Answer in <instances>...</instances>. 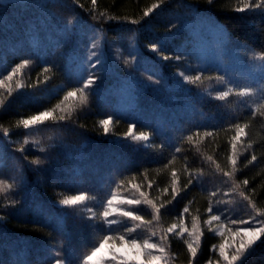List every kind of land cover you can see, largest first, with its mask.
<instances>
[{"label": "trees", "instance_id": "1", "mask_svg": "<svg viewBox=\"0 0 264 264\" xmlns=\"http://www.w3.org/2000/svg\"><path fill=\"white\" fill-rule=\"evenodd\" d=\"M159 3L160 0H96L95 5L92 0L0 1V80H4L0 85V99H4L0 105V180L13 184L12 189L0 192L2 264H52L54 254L67 257L71 264H82L108 234L147 235L139 221L118 216V222L109 226L98 217L89 221L78 207L72 212L69 206L57 205L80 193L90 199L89 206L98 209L111 193L129 188L160 208L158 215L154 209L134 208L144 222L155 221L168 229L181 222L190 227L198 221L201 239L196 257L176 233L167 232L171 264L202 263L213 256V247L219 240L207 219L212 213L209 209H215L214 196L225 178L224 188L232 187L239 196L238 204L231 208L233 219H245L252 213L264 220V115H252L261 102L235 94L223 101L217 99L219 82L209 79L221 76L214 64L204 69L191 67L181 58L174 67L158 63L157 70L151 71L133 67L123 57L129 56L128 42L133 36L143 54L154 59L161 54L152 52L151 44L162 45L163 53L172 56L190 55L181 24L196 14L219 23L232 45L239 42V51L264 54V9L236 12L242 0H164L145 16L153 4ZM77 19L79 24L75 23ZM97 32L118 54L117 63L121 59L128 61L125 68L129 75L147 81L142 90L136 91L130 114L116 111L104 95L109 77L115 73H107L105 68L90 72L99 78L85 90L86 103L80 102L79 92L75 98L64 99L68 91L82 88L88 78L69 67L70 53L78 52ZM23 60L29 64L11 81L6 80ZM190 70L201 74V84L169 86L178 71ZM149 76L158 83L150 81ZM17 83L22 87L17 89ZM208 84L212 88L197 96L196 88L203 90ZM7 88L13 90L11 96ZM43 111H51V116L40 124L29 129L17 124ZM61 115L66 118L59 120ZM109 116L112 122L105 133L99 121ZM237 123L245 128L241 138L244 146L233 167L232 137ZM129 124H135L134 133L151 134L149 146L125 136ZM207 132L212 135H205ZM252 155L257 159L249 163ZM35 159L41 163L31 164ZM217 205L228 209L227 204ZM243 264H264V237L252 247Z\"/></svg>", "mask_w": 264, "mask_h": 264}, {"label": "rangeland", "instance_id": "2", "mask_svg": "<svg viewBox=\"0 0 264 264\" xmlns=\"http://www.w3.org/2000/svg\"><path fill=\"white\" fill-rule=\"evenodd\" d=\"M0 1L6 2L7 0ZM181 29L184 30V35L187 37L186 45L191 51L190 55H186L184 53L181 58H184L186 61L190 62L192 64L191 67L199 66L204 69L207 66L213 64L216 65V70L220 73V77H223L226 81L232 82L230 85L231 87H250L256 92V95L249 97L253 98V102L255 103L261 102L259 100V90L264 87V66H262L264 65V61H261L257 58L260 55L255 53H243L239 51L236 46L232 45V43L229 41L222 26L207 16L196 14L195 18L187 21L183 25L181 24ZM221 29H223V33ZM93 43L96 44V48L94 50L92 49ZM128 43L129 56L126 54V56L123 57H126L133 67L156 71V65L158 63L165 64L167 66L169 65V67L171 65L174 67L175 65V60L163 61L160 58L161 55H158L157 59H154L147 54H143L141 47L138 46L139 41L136 36H133ZM93 51H95V55L99 57L101 62L97 66L95 72L100 68H105L107 73L109 71H111L112 74L115 72L113 78L109 77L110 81L108 82H110V85L103 90L104 95L110 98V102L116 111L124 114H130L136 103V91L142 90L147 84V81H143L134 77L133 75H129L125 68V61H122V59L120 61L121 63H117L118 54L115 52L114 48H111L109 45H107L106 39L100 32L91 35L87 41L78 48V52L70 53L71 56L69 67H74L73 69L76 74H84L85 76L89 77V59L92 58V64L96 63V60L93 59ZM113 53H115V55ZM163 55L169 54L165 52ZM71 61L74 63L71 64ZM180 72H183L185 75L189 76H196L198 74V72L194 70L187 72L178 71L177 73L179 74ZM201 83L202 82H200V84ZM218 84L222 86H219ZM169 86L174 88H187L191 87V84L187 81H183V79L177 75L175 77L174 83ZM211 86L213 85L208 84L207 86H204L206 89L203 90L196 88L198 93L196 95L199 96L206 90L208 91L210 88H212ZM226 86L228 85L217 83L216 89L217 91H225L227 90ZM254 105L255 104L253 103V106ZM243 146L242 140L236 142V155L243 151ZM226 182L227 180L225 178L221 183L220 189L216 191L217 195L214 196V199L216 198L214 200L215 209L214 207L211 209L212 213L207 219V221H209L212 215L220 217L219 220L207 223L210 229L216 232L219 243L213 247L214 254L210 259L202 263L195 264H227L224 258L219 254L220 245L224 244L225 255L230 257L234 251V247L238 245L241 240V237L236 235V229L247 226H256L254 221L251 219L252 217L263 220L252 213H250L249 217L245 219H233V211L231 212V208H234V205L238 204L239 196L235 194L234 190H231L232 187L231 189L229 187L224 188ZM113 194L118 197L117 201L114 202V206L130 211H134V208L141 206L143 209L153 211L151 205L143 203L144 200H147L146 196H143L134 190L132 191L129 188L116 190L115 192L111 193L108 199H110ZM122 199L141 200L142 202L139 205H125L119 203V201ZM89 202L90 199L86 196V200L82 202L78 208L81 209V212H83L85 217L91 219L89 221H92L93 213H95L96 217L100 219L107 201L103 207L98 209L89 206ZM219 202H221L223 206L224 204H227L228 209L225 210L222 206L218 207L217 204H219ZM57 205L59 208L65 207L60 205L59 202ZM89 209L91 211H89ZM76 210V208H72L71 211L75 212ZM97 210L101 211V213H99ZM118 216L119 218L122 217L121 215L114 213L109 217V219L118 222ZM232 221H236L237 223H232ZM240 221H247L248 223H239ZM176 225L177 228L173 230V233H176V235L183 240L188 251V243H192L193 247H195L198 252L201 239V230L198 221H195L190 227H188L185 222H181ZM140 226L142 227L143 231L147 232V235L139 237L137 235H129L130 233L122 232L106 235L113 237V239L109 240L108 243L105 244L102 253H98L97 257L94 258V261L98 260L102 255L107 254L104 264H125V262L126 264H147V262L150 261L153 256H159L160 260L158 262H154V264H171V254L166 244L167 229L160 227L155 221L151 222L150 224L146 221L144 223L140 222ZM181 228L185 229L186 231H181ZM153 233H155V235H153ZM121 235H123L126 240L135 239L141 245L143 244L144 240H148L149 243L157 244L158 248L163 247L165 251L161 253L157 248L144 250L138 254L136 250L132 249L130 244L127 247L122 245V242L119 239V236ZM197 236H199L198 244L195 240V237ZM99 244L95 247H98ZM113 254L116 256L115 260H112ZM137 255H139V259H128V257H135ZM82 264H85V262L83 261ZM88 264H94V262H88Z\"/></svg>", "mask_w": 264, "mask_h": 264}, {"label": "snow or ice", "instance_id": "3", "mask_svg": "<svg viewBox=\"0 0 264 264\" xmlns=\"http://www.w3.org/2000/svg\"><path fill=\"white\" fill-rule=\"evenodd\" d=\"M93 5H95L96 0H92ZM164 0H160L159 4H153L152 8L148 9V11L145 12V16L148 15L149 12H151L153 9L160 7L161 4H163ZM212 0H209V3H211ZM264 9V0H252V2H250V0H242V3L239 7L235 8L234 10L236 12H240V13H244L246 11H253V10H262ZM109 19H115V17H109ZM68 23H72L71 21H67L66 24ZM76 24H79L80 21L79 19H77L75 21ZM222 33H223V29ZM236 46L240 47L241 45L239 44V42H236ZM150 49L152 52L154 53H159L161 54L160 58L163 61H168V60H175V61H179L181 59L180 56H172V55H163V46L160 45L158 46L157 44H151ZM96 48V44L93 43L92 45V49L94 50ZM93 58H95L96 63L92 64V58L89 59V65H90V72L94 73L97 66L101 63L99 60V57L95 55V51H93ZM258 59H260L261 61H264V54H261L259 57H257ZM135 59V58H133ZM125 63L127 64L128 61L125 60ZM29 64L28 60H23L21 61L19 64L16 65V67H14L12 69L11 72L8 73L7 77H5L6 80L11 81L13 76L22 68H24L25 66H27ZM264 66V65H262ZM49 69H45V71H48ZM179 77H181L183 79V81H187L190 84H196L198 82L201 81L202 76L201 74H197L196 76H189V75H185L183 72H180ZM99 77H97L94 74H90L89 77L87 78V80H85L83 82V87L79 88V89H73L70 90L66 93V96L64 97L65 100H68L70 98H75L77 96V93H80V102L81 103H86L87 101V97L85 96V90L89 89L91 86L94 85L95 81L98 79ZM148 79L150 81H153V77L149 76ZM209 79H215L217 80L219 83L221 84H225L228 85L227 90L225 91H219L217 93V99L223 101L225 100L227 97H229L232 94H235L239 97H249V96H253L256 95V92L250 88V87H237V88H233L231 87V83L229 81H226L223 77H210ZM154 83H158V81H153ZM4 84V80H0V85ZM17 89L21 88L22 85L17 83L16 85ZM12 89L11 88H7V92L8 95L11 96L12 95ZM260 96H259V100L261 101V103H259L256 107V109L252 112V115H256L257 113H259L260 115H264V111H261L262 108H264V87H262L260 90ZM4 104V99H0V105ZM59 107V105L57 106ZM51 116V111H43V112H39L36 115L30 116L27 119H21L19 121H17L18 125H22L24 129H29L31 126H36L38 124H40L41 122H43L46 118ZM66 117L61 115L60 117H58L59 120H64ZM112 122V117L109 116L106 119H102L99 121V123L103 126V130L105 133H107L109 131V124ZM236 130V135L232 137V149H233V155L231 157V163L233 165V167H235L236 163H237V155H236V142L241 140L242 135L245 134V128L242 127L240 124H235L233 126ZM134 128H135V124H129L128 125V131L127 133H125L126 137H131V139L133 141H142L145 142L144 146L147 147L148 145V141L150 140V133L148 132H138V133H134ZM5 135H7L8 130L4 129ZM205 135H212L211 132H207L205 133ZM189 141H191L192 137L189 136L187 138ZM25 143H27V141H25ZM20 151H23V148L20 149ZM41 151H43L41 149ZM177 151H179V149H177ZM210 159V158H209ZM257 159V157L255 155L251 156V160L249 161V163H251L252 161H255ZM31 164L34 165H39L41 162L39 159H35L33 161L30 162ZM228 175H231L230 173ZM173 176L175 177V172H173ZM192 181L189 180V184ZM175 183V180H174ZM245 184L248 183V181H244ZM185 187H187V185H185ZM13 188V184L8 183L6 180H0V192H4L7 189H12ZM173 192L175 194V189H173ZM143 195V194H142ZM213 195H215V193H213ZM241 196H243L244 194L241 192L240 193ZM118 199V197L113 194L111 196L110 199L107 200L106 205L104 206V210L100 216V219H102L107 225H112L113 223H115L114 220L109 219L110 216H112L114 213L121 215L122 217L128 218L130 221L133 222H141L144 223V218L143 216L137 214L134 211H130V210H124L123 208L114 206V202H116ZM245 199H248V197H245ZM86 200V195L84 193H80L78 195H73L70 197H66L62 200L59 201L60 205L63 206H69L70 208L75 209L76 207H78L82 202H84ZM141 200H129V199H122L119 201L120 204H125V205H139L141 204ZM143 203L151 205L152 208L154 209V213L155 214H159L160 212V208L156 207V205H154L152 203V201L150 200H144ZM249 203L251 204V201L249 200ZM253 208H255V205L252 204L251 205ZM160 207H163V205H161ZM89 211H91L89 209ZM185 212H187V208L184 209ZM209 211H211V208L209 209ZM156 218V216L154 215V219ZM92 219L95 220L96 219V214L93 213L92 215ZM220 217L212 215L210 217V220L207 221V223H211V221H215V220H219ZM252 221H254L256 226H247V227H243V228H237L236 229V235L241 237L240 242L238 243V245H236L234 247V251L232 252L231 256H227L225 255V246L224 244L220 245L219 248V254L221 257L224 258V260L227 262V264H243V258L246 257L247 254H249L252 250V247L261 240L262 237H264V220H259L256 219L255 217L251 218ZM147 223H151V221H148ZM232 223H237L236 221H232ZM239 223H248L247 221H240ZM139 226V225H138ZM177 228L176 224H173L170 228L167 229L168 233H172L174 229ZM133 231V229H128V232ZM181 231H186L185 229L181 228ZM153 235H155V233H153ZM113 239V237L111 236H104L103 240L100 242L98 247H93L91 249L90 254L86 255L84 257V262L85 264H88V262H94V264H104V260L107 258V254L102 255L98 260L94 261V258L97 257L98 253H102L105 244L108 243L109 240ZM120 241L122 242V245L124 247H127L129 244L131 245L132 249L136 250L137 253L139 254L141 251L144 250H148V249H157L158 245L155 243H149L148 240H144L143 244L141 245L140 243H138L137 240L135 239H131V240H126L125 237L123 235L119 236ZM195 240L197 242V244L199 243V236L195 237ZM188 249L192 255V257H196L197 255V249L195 247H193L192 243H188ZM159 252L163 253L165 250L163 247H159L158 248ZM61 252L63 251V249L61 248L60 250ZM118 251V250H116ZM116 256L115 254L112 255V260H115ZM128 259H139V255L135 256V257H128ZM160 260L159 256H153L152 259L150 261L147 262V264H154V262H158ZM0 264H2V262H0ZM52 264H71L70 261H68L67 257L60 255V254H54L52 257ZM126 264V262H125Z\"/></svg>", "mask_w": 264, "mask_h": 264}]
</instances>
